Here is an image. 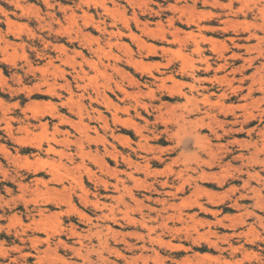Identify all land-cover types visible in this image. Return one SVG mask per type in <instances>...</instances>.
Instances as JSON below:
<instances>
[{
	"label": "clouds",
	"instance_id": "9594fccd",
	"mask_svg": "<svg viewBox=\"0 0 264 264\" xmlns=\"http://www.w3.org/2000/svg\"><path fill=\"white\" fill-rule=\"evenodd\" d=\"M0 25V264H264V0Z\"/></svg>",
	"mask_w": 264,
	"mask_h": 264
},
{
	"label": "rangeland",
	"instance_id": "374dc122",
	"mask_svg": "<svg viewBox=\"0 0 264 264\" xmlns=\"http://www.w3.org/2000/svg\"><path fill=\"white\" fill-rule=\"evenodd\" d=\"M32 2H34V3H35V2H37V0H32ZM3 6H4V7H6V8L8 7V5H6V4H5V5H3ZM32 26H33V27L35 26L34 22H33ZM0 27H3V26H2V25H0ZM36 46H37V47H42V46L39 44V42H38V41L36 42ZM33 56H34V54H33ZM176 255H182V254H176Z\"/></svg>",
	"mask_w": 264,
	"mask_h": 264
}]
</instances>
